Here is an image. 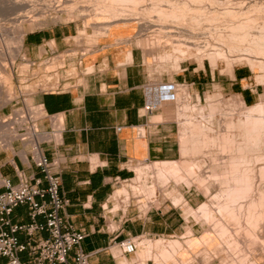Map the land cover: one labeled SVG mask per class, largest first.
Masks as SVG:
<instances>
[{
	"label": "crops",
	"instance_id": "1",
	"mask_svg": "<svg viewBox=\"0 0 264 264\" xmlns=\"http://www.w3.org/2000/svg\"><path fill=\"white\" fill-rule=\"evenodd\" d=\"M72 29V26L56 25L31 31L25 45L33 58L40 60L52 50L69 49L70 38L77 35V30ZM136 33L137 29L130 27L109 30L94 49L85 54L81 64L77 56L68 58L69 68L58 69L61 77L54 76L48 81L50 86L40 91L35 100L48 114L62 116L59 117L62 124L59 144L43 146L55 162L53 170L61 175V193L69 199L61 213L87 234L81 246L90 253V264H155L151 258L141 262L142 238L147 241L182 238L189 227L181 212L169 204L144 213L137 208H127L110 215L113 229L105 227L110 221L106 210L114 205H108L111 196L116 194V191L112 194L114 178L132 177L134 164L174 162L181 156L176 122L163 106L160 91L171 88L168 84L171 81L187 83L200 95L215 86L227 92L237 87V93L245 102L254 103L263 90L262 84L253 81V70L245 66L235 67L231 76L211 66L200 69L188 66L178 72L174 80L163 77L161 83H152L144 51L135 43ZM72 48L80 51L75 45ZM65 72L71 75L66 76ZM151 102H160L159 108L147 113L145 106ZM41 125L45 129L51 127L48 120ZM13 162L27 177L43 178L35 164L23 165L15 153L3 156L0 152V174L13 184L18 183ZM4 168H9V172L5 173ZM42 186H46L45 181ZM12 219L19 224L30 223L28 207H17ZM38 220L44 221L41 217ZM18 236L21 241L26 240L24 232H19ZM39 236L46 237L48 233L42 231ZM133 237L141 242L136 252L124 253L120 243ZM74 253L75 250L70 254V263ZM27 256V253L21 254L23 260ZM254 258L256 264H264V256ZM6 261L7 258L0 257V264Z\"/></svg>",
	"mask_w": 264,
	"mask_h": 264
},
{
	"label": "rangeland",
	"instance_id": "2",
	"mask_svg": "<svg viewBox=\"0 0 264 264\" xmlns=\"http://www.w3.org/2000/svg\"><path fill=\"white\" fill-rule=\"evenodd\" d=\"M38 1L40 3L36 2L37 7L39 8V10H42L44 12L43 14L59 16L61 17V19L56 21L55 23L51 19H49L48 21L37 25L33 31L50 29L56 25L72 26L73 31L77 30V35L72 36L70 38L69 48L75 45L79 47L80 51L82 52L83 51L90 52L92 49H94L95 44L100 39V34L96 33L97 34L96 35L94 32L95 29L91 25H86V23H84L86 22V18H82L80 16H76L75 18H70L71 15H69L70 14L69 12L68 13L65 11L61 12L60 11L61 9H58V8L59 7L64 8L65 4L63 0H59L60 3L58 2V0L57 1L49 0V2L52 1L54 4L55 3L57 4V5L55 4L56 6L54 7L55 10H52L53 8L51 9L47 7L48 4L46 5V3H44L45 1L47 2V0H38ZM78 1H79L78 4H80L82 8H84V6L89 4V3L86 4V0L85 1L78 0ZM179 1L187 2V0H183V1L179 0ZM9 2H10L9 0H0V25H6L7 27H11L13 25L12 22L10 21L13 15L12 14L13 10L9 11L10 9L9 10L4 9L2 6L4 7L7 6L6 4H8ZM83 3L86 5H84ZM144 3L147 5L154 4L155 0H151V1L144 0ZM257 3L259 4L260 8H257V10H253V9H256V8H253V6L254 4H257ZM61 4L63 5L60 6ZM208 6L210 8V5ZM211 6H213L214 9H212L213 7L210 9L207 8L206 12L208 14L211 11L216 12L217 14H219L218 19L216 18V20L214 19L211 21L212 18L211 19L208 18V17H211L209 16L211 14L208 15V14L203 13L202 14L203 18L200 21H202L204 17L207 16V18L205 17V19L203 20L205 24L202 22L204 25L202 24L200 28L201 22L198 21L199 24L195 22V25L199 26V28L197 27L196 29L195 25L194 27L191 26L190 28L194 30L195 33L199 35L202 34V36L200 35L198 39L196 38L197 42H200V45L203 44L201 45L202 50L200 51V49L195 48L191 43L190 47L184 48L185 53L181 51L180 52L175 51L178 49L173 47L175 46V44H172L170 42L171 40L169 42L166 40L167 37H162V45L159 43L160 46L159 45L157 46L156 45L157 42L155 41H153L155 43L154 44L152 42V39L149 38L151 36L152 38L157 40L159 36L161 35L165 36L166 31L167 32L173 31V30L177 31L178 29L176 27H178L180 24H176L175 22H172L170 20L166 21V20H163L162 18H158V16L156 15V12L150 13L149 15L147 13H142L141 11L140 12L134 11L135 13L134 12L132 13L131 11H127L129 13H126L125 11L124 12L125 14L123 13L122 15L123 18H126V19L131 18L132 20H130V23L135 25L132 27L129 25L128 26L126 25L125 27L137 29V33L135 35V43L136 45L140 46L144 51L145 63H146V67L148 68L152 83H161L160 81L163 79V77H169L171 80H174V76L178 72H181L183 68L188 67V66L190 68L195 67L197 69L203 68L204 66H207V67L211 66L217 72H221L225 74V76H231L233 69L235 67L245 66L253 70V81L256 83L262 84L263 90L261 91V94L259 95V99L254 103H249V102H245L244 98L240 94L237 93L239 91L237 87L234 90L231 89L229 92H227V91H223L220 86H215L214 89L210 91H206L205 94L200 95L196 91V89H193L187 83L177 82V81H174V82L171 81L170 83H168L172 85V87L164 88L163 93L161 90L160 99L164 101L163 106L168 111L169 117L176 122L177 130H178L177 136H178V140L180 142L181 148L183 146L181 133H183L182 129L185 126L184 122H185L186 117L184 116L182 118V117H179L178 115H179L180 110L183 108L184 103L188 104L189 102V105H190V109L186 112V116H189V117L192 116L195 119H198V120L200 119L202 120V122L206 123L207 122L206 119H209V118L206 117L205 120H203L200 116L201 113L199 112V109L200 107H204L205 113L209 114L210 113L209 105H210V102L214 99V102L219 104L220 105L219 108L221 109V110H218V113H216L214 117L215 119L214 122L217 124V127L220 129L221 124L219 123L223 119L222 116L220 115L222 111L229 110V109L231 111L234 109L233 111L236 110L237 112H239V110L243 111L245 109V107L243 106L244 103H245L244 104L245 106L247 105L253 106L256 103L262 101V99L264 100V96H263L264 94V54L262 53L260 54L261 51L259 50L261 49L258 50V48H261V46L260 45H259L260 47L258 46L259 41H255L256 40L255 37L259 35L261 36V34H263V31L260 30V28L261 26L263 27L262 23H264L263 22L264 21V0H217L216 2H214V5H211ZM225 10H227L228 12L230 10L231 11L233 10V13L235 12L234 16L231 11H230L231 12V15H230V12L227 14L224 12ZM221 12H224L223 17L222 15H220L222 14ZM245 12L247 13L245 14ZM236 13L237 14L241 13V16L240 14L237 15ZM250 16L251 18L253 17L255 20L253 24L254 27L250 25L251 26V28L249 29L250 31L247 30L246 28V31L250 39L245 41V43L242 40L241 44H239V46L238 45L236 46L235 44L240 43V42L236 41V39L233 38L237 42L235 43V41H233L234 42L233 43L232 42L233 39L229 40V38H226L227 37L226 36L223 39H226V42L228 41V45H227L225 40L224 42H222L223 39H220V38L217 39V37H220V33L223 34L224 32L226 33L227 31L226 34H229L230 31L228 29L230 28L232 24L236 23V21L238 23L241 20L239 22L241 23L242 21L244 20L246 21V19L250 18ZM91 19L89 18V21ZM206 19H209L210 23L208 21H205ZM109 20H111V17L98 18V21H109ZM124 21L125 23L127 22V20H124ZM124 21L122 20L123 23ZM149 21L153 23L149 24L148 23ZM141 22H142V25L146 26V28L140 25ZM162 25L164 26V29L163 31H159L162 28ZM250 26H248V28ZM207 27H208V30H207ZM105 29H104L105 31L110 30V27L106 26ZM82 30L86 31L84 35H81ZM104 30L101 31V34H104L105 32ZM260 31H262V33ZM30 32L31 31H28L25 34V38L27 34ZM107 32L103 36H105ZM243 33L244 31L241 32V35ZM11 34L13 35V33H10V35ZM253 34L256 35L254 39H253V36H254ZM187 35H186L187 38L186 37L184 38V36H182L181 38L182 39L184 38L187 40L189 38L188 43H190L191 41L190 39H192L191 35L190 36L188 35L189 37ZM2 37L4 38V40ZM6 37L7 35H3V34L0 35V43L1 44L4 43V46L6 45L8 47L2 52V54L0 53V56H1L0 57V152H2L3 156L7 154L12 155V153L14 154L15 152H17V154L22 153L21 151L22 145L17 140L18 139L17 133H14L12 131L11 116L15 113L17 109L22 108L23 104L27 106H33L31 104L29 105L28 102H32V104L37 106V102L35 101L37 98V95L39 94L40 91H43L50 86L48 81L51 82V79L54 76L57 78L61 77L62 75L61 71H57V70L60 69L62 65H64L65 63L64 58L66 57V53L68 52V51H63L61 52L59 56H54L51 60H47L48 59L47 57L42 58L40 60H35L25 45V38H24V45L22 47V51L20 52V54H17L16 53L17 44L15 40L14 39L12 40L11 39L12 37L11 38L9 37L6 38ZM178 37L179 38L177 39H181L180 36ZM171 38L173 39L175 38V36H171ZM196 39L194 38L193 40L196 42ZM262 40L260 41L262 42ZM166 41L171 44L167 45L168 43ZM229 41L232 42L233 45L232 44L231 45L233 47L230 46L231 42L229 43ZM144 42L146 45H148L149 43V46L144 47L145 46ZM164 42H166L167 44ZM255 42L258 44L255 45ZM261 42L260 44L262 45L264 40L262 43ZM142 43H143V46H142ZM207 44L208 45L210 44V46H208ZM216 47L219 49H217ZM234 47L236 50L234 49ZM72 50L76 51V49H73V48ZM165 52L166 54H170L172 57L166 60H163V58L165 57ZM167 52H170V53H167ZM42 53H44V49L41 52V54ZM74 56L75 54L70 55V58H73ZM43 59L45 61L44 63L42 62L37 65H32L34 61L40 62V61H43ZM47 61H50V62H47ZM68 68L69 67H66L63 69H68ZM49 70H56L54 72L55 74L49 73ZM70 73L71 72H67V73L65 72V75L66 76L71 75ZM223 76L224 75H221L220 77L223 78ZM219 111L221 112L219 113ZM42 123H44V120L40 121V125ZM41 127L45 129L42 125ZM222 128L224 129V127ZM45 130H49V129H45ZM188 131L190 130L188 129ZM235 134L237 135V138L241 142L246 141L245 128H242L240 130L237 129ZM188 137L190 138L191 136H188ZM190 139L192 140V142H190L191 140L188 142L189 143L188 146L189 148H191L190 153L187 156H184L182 154V149H181V156L177 160L181 161L182 159H184V160L193 161L194 163H196V171H195L196 173L191 174L188 169L184 168L185 172L182 173L181 175L182 177L179 176L180 174L178 175L180 180H177L176 175H172V174L167 176L166 179H162V178L157 177V175L153 171H147L146 169L147 165H151L155 161H146V162L134 164L131 166V168L134 169V174L128 180L124 181L123 180L124 178H121L119 182H116V179L114 178L113 183H112L114 185L112 194L117 189H123V193H120L117 196L116 194L115 196H111L108 205L113 203L114 205L111 208H113L115 212L109 213V210L111 209L109 208L106 210L107 214L108 216H110V215L115 214L116 212H122L126 210L127 208H137L141 212L144 213L150 210L151 208L160 207L162 204H165V205L169 204L172 207H176L177 210L181 212L183 218L187 221L189 225V227L187 228V231L184 234H182L183 235L182 238L181 237L160 238V239H164L162 241V244L160 245H157V241L159 239L155 241H147L145 238H142L143 246H141L139 250V256L141 258V262L144 261L143 259L147 260L151 258L153 259L155 264H252L253 262H255V258H254L255 255L264 256V245L263 247L262 245H260L261 240H262V243H264V229H263L264 225L263 224L258 227L257 233L255 232L256 234L254 233L253 235L252 233H248V237L249 235L255 236L254 237L255 240L256 238H258L259 241L257 240L254 241V238H252V236H250L251 238L249 237L250 238L249 239L247 237L246 232H245L246 235H244V233H241V236L239 234L240 242H239L238 249H236V251L235 250L230 251L229 242L227 241V239L226 240L222 238L220 239V237L216 234L217 232L212 230L211 225L209 228L210 223L208 224V222H206L203 218L195 217L193 215H188L189 211L191 210L195 211L199 206H201V204L205 202L206 203L211 202L213 194L217 196L219 195L218 201H221L223 198V196H221L222 195L221 192L224 189V186L222 187L221 185H220L221 187L219 185L217 186L216 184L214 186V184L212 183L213 180L210 179L211 172L213 171L212 165H214V163H217V162L219 163L222 160V156H223L221 155V152L219 151V146H217L218 143L214 145L212 143L210 144L209 141L207 142L205 141L206 145L204 144L202 145L203 142H201V146H199L200 144H196L198 147H196L195 145L193 147L192 145L194 144L195 139L194 138L193 139L190 138ZM9 142L12 143L13 148L15 147L13 151L9 149L10 148ZM260 146L261 148L259 151L261 153L258 151V154L259 153L262 154L264 150V145L260 144ZM195 147L197 148V150H199V152L196 150ZM199 147H203V148L199 149ZM194 151L195 153H193ZM219 169L220 168H218V171H220ZM4 172L5 173L9 172V168H4ZM185 174H187V176ZM257 174H258V171H257ZM256 179H259L257 181H260L262 178H260V176L258 177L256 176ZM185 182L187 184H185ZM257 186L264 187V181L261 184L258 183ZM176 199H182V200L180 201L179 204H176ZM112 218L113 217L110 216L109 222L111 224H114V222L112 221ZM220 218L221 216L218 215V219ZM226 220L227 219H225V221ZM226 222H229V221H226ZM231 225L233 227L235 226L233 223ZM188 231H192V234H188ZM205 233H212L213 240L208 245H203L202 243L203 246L199 247L198 249L196 247L191 249V244L195 243V241L202 242L200 241V239ZM257 235H260V236H257ZM175 240H180L182 246L176 250L177 251L176 256L172 257V260L170 262L166 261L165 258H163L162 256V253L164 252L163 249L165 248H166L165 250L169 249L171 245H168L167 243L169 242L171 243ZM253 242H254V245H253ZM183 250L189 251V252L187 251V253L189 254V260L183 259V254H182Z\"/></svg>",
	"mask_w": 264,
	"mask_h": 264
},
{
	"label": "bare ground",
	"instance_id": "3",
	"mask_svg": "<svg viewBox=\"0 0 264 264\" xmlns=\"http://www.w3.org/2000/svg\"><path fill=\"white\" fill-rule=\"evenodd\" d=\"M9 1L10 2L8 4H6L7 6H5V7L2 6V7L4 9H7V10L10 9L9 11L13 10V12H12L13 15H12V18L10 19V21L12 22L13 25L11 27H7L6 25H0V35H2V34L7 35L6 38L12 37L11 39L15 40V42L17 44V47H16V53L17 54H20V52L22 51V47L24 45L25 34L28 31H33L37 25L42 24V23L48 21L49 19H51L54 23L61 19V17H59V16H54V15H50V14L49 15L43 14L44 12L42 10H39V8L37 7L36 2H39L38 0L37 1L36 0H9ZM55 1H57V0H55ZM63 1L65 4L64 8L63 7L58 8V6H57V8L61 9L60 10L61 12L62 11H65L67 13L69 12L70 13L69 15H71L70 18H75L76 16L86 18V22H84V23H86V25H91L95 29V31H94L95 34L96 33L100 34V38L107 31H109V30L105 31L106 26H109L110 30H112L113 28H117V27H125L126 25L127 26L129 25L131 27L135 26L134 24L130 23V20H132L131 18H127V19L123 18L122 15L125 11H126V13H129L127 11H131L132 13L134 11H138V12L141 11L142 13H147L149 15H150V13L156 12V15L158 16V18H162L163 20H166V21L170 20V21L175 22L176 24H180V25L178 27H176L178 29L177 31H174L173 29H172L173 31H168V32L166 31V35L165 36L164 35L159 36V38L157 40H155L151 36L150 37L147 36V37L151 38L152 42L153 41L157 42V44H156L157 46L158 45L160 46V44L162 45V37H167L166 40L168 42L171 40L170 42L172 44H175V46H173V47L178 49L175 51H179V52L181 51V52L185 53L184 48L190 47L191 43L195 48L200 49V51L202 50L201 45H203V44L200 45V42H197L198 37L200 35L202 36V34L199 35V34L195 33L194 30H192L190 28H191V26L194 27L195 22H197V24H199L198 21H200L203 18L202 14L203 13L208 14L206 12L207 11L206 9L212 8L213 6H211V5H214V2H216L217 0H187V2H184L183 0H182L183 2H181L179 0H155L154 4H149V5L145 4L144 0H89V1L86 0V4H88V3L89 4L86 5L83 3L84 5H86V6H84V8H82L81 5L78 4V2H79L78 0H75V1L63 0ZM47 2H49V0H47ZM47 2L46 1L44 2V3H46V5L48 4L47 7L51 8V9L53 8L52 10H55L54 7H56L55 6L56 3L54 4L52 1L49 3H47ZM58 2H59V0H58ZM62 5L63 4H61L60 6H62ZM208 5H210V8ZM44 6H45V4H44ZM62 8H63V10H62ZM253 8H256L253 10H257V8H260V6L257 3V4H254ZM212 9H214V7ZM226 11L227 10H225L224 12L228 14L231 10L229 12L228 11L226 12ZM224 12H221L222 14H220V15H222V17H223ZM231 12L234 16L235 12L233 13V10ZM231 12H230V15H231ZM236 12H238V11H236ZM246 13L247 12H245V14ZM209 14H211V15H209ZM209 14L208 15L211 17H208V18H210V19L212 18L211 21L214 19L216 20V18L218 19L219 14H217L216 12L211 11ZM227 14H226V16H227ZM238 14H240V16H241V13H238ZM91 17H92V19H91ZM100 17H111V20H109V21H98V18H100ZM197 17L199 18V20ZM205 17L207 18V16H205ZM205 17H204V19H205ZM89 18L91 19L90 21H89ZM122 20L123 21L127 20V22L128 21L129 22L125 23V21H124V23H123ZM203 20L200 21L201 22L200 28H201L202 24L204 23ZM205 21L209 22V19H206ZM254 21H255L254 18L253 17L251 18V16H250V18L246 19V21L244 20L241 23H239V22L237 23V21H236V23L231 25L232 27L231 26H230V28L228 27L229 28L228 30L230 31V32L228 31L229 34H226L227 31H226V33L224 32L225 34L220 33V37H217V39L218 38L223 39L226 36H227L226 38H229V40L230 39L232 40L233 38H235L236 41H239L240 43H237L234 39L232 40V42L235 41V43H237L235 45L239 46V44H241L242 40L245 43V41L250 39L248 36V33L246 31V28H247V30H249L251 28L250 25L253 26ZM148 23L152 24L153 22L149 21ZM192 23H194V24H192ZM262 24H263V27L261 26L260 30L263 31V34H261V36L259 35L260 37L259 36L255 37L256 35L253 34L254 35L253 39L255 37L256 38L255 41H259V44L255 42V45L258 44V46L259 45L261 46V48H258V46H257L258 50L261 49V50H259V51H261L260 54L261 53L264 54V45H263V43H264L263 42V40H264V23H262ZM140 25L142 27L146 28V26L142 25V22L140 23ZM248 26H250V27L248 28ZM172 27H174V26H172ZM195 27H196V29H197V27L199 28V26H197V25H195ZM163 29H164V26L162 25V28L159 31H163ZM230 29H232V30H230ZM102 30L105 31L104 34H101ZM207 30H208V27H207ZM242 31H244V33L241 35ZM262 31H260V32L262 33ZM10 33H13V35L11 34L12 35L11 36ZM85 33H86V31L82 30L81 35H84ZM162 33H164V32H162ZM167 34H169V35H167ZM187 34L189 36L191 35L192 39H190L191 40L190 43H188L189 38H188V40L184 39ZM249 35H251V34H249ZM171 36H175V38L172 39ZM178 36H180V38L182 36H184V38H183L184 40L182 38L177 39V38H179ZM6 38H5V40H6ZM194 38L195 39L197 38L196 42L193 40ZM3 40H4V38H3ZM224 40L226 42V39H223L222 42H224ZM260 40H262L263 43ZM141 42H143V41H141ZM166 42H164V43H166ZM230 42L231 41H229V43ZM232 42L230 43V46L233 45ZM260 42L262 43V45L260 44ZM153 43H152V45H153ZM171 43H168L167 45H169ZM207 43H208V41H207ZM253 43H254V41H253ZM2 44L0 43V53L1 54L5 49L8 48L6 45L4 46V43H2ZM144 44H145V42H144ZM226 44L228 45V41L226 42ZM142 46H143V43H142ZM147 46H149V43H148V45L145 44L144 47H147ZM150 46H151V44H150ZM208 46H210V44ZM232 47H231V49H232ZM217 49H219V48H217ZM234 49H235V47H234ZM167 53H170V52H167ZM173 55H175V54H173ZM171 57L172 56L170 54H166V52H165V57L164 58L162 57V58H163V60H166V59L171 58ZM229 67H231V66H229ZM263 96H264V94H263ZM198 98H200V97H198ZM28 103H29V105L30 104L34 105V104H32V102H28ZM244 104H243V106L245 107V109L243 111L241 110L242 112L240 110H239V112H237L236 110L233 111L234 109L232 111L230 109H229L230 111L229 110H224L222 112L219 111V113L221 112L220 115L223 118L221 121L219 120L220 121L219 124H221L220 125L221 127L219 126L220 129L217 127V124L214 122V120H215L214 117H215V114L218 113V110H221V109L219 108L220 105L214 102V99L210 102V105H209L210 113L209 114L205 113L204 107H200V109H199V112L201 113L200 116L203 120H205L206 117L209 118V119H206L207 120L206 123L202 122V120H200V119L199 120L195 119L192 116L191 117L186 116V112L190 109L189 102H188V104L187 103L183 104V108L181 107L182 109L180 110V112L178 110V112H179L178 116L179 117H182V118L184 116L186 117L185 122H184L185 126L182 129L183 133H181L182 134V137H181L182 138V145H183L181 148L182 154L184 156H187L190 153L191 148H189L188 142L191 140L190 138H192V139L194 138L195 139L194 141L197 143L194 142V144L192 145L193 147H194V145L196 147H198L196 144H200L199 146H201V142H203L202 145L203 144L206 145L205 143L207 141H209L210 144L212 143L214 145H216L218 143L217 146H219V151L221 152V155L224 156V158L222 156L223 161L221 160L222 161V162L220 161L221 163L217 162V163H214V165H212L213 171L211 172V178H210L213 180L212 183L214 184V186H215V184L217 186L218 185L219 186L221 185L222 187L224 186V189L221 192V194H222L221 196H223L222 200L218 201L219 195L217 196V195L213 194L211 202H209V203L205 202V203L201 204V206H199L195 211L190 209L191 211H189L188 215H193L195 217L203 218L206 222H208V224L210 223L209 228L211 225L212 230L217 232L216 234L220 237V239L221 238L224 240L227 239V241L229 242L230 251L231 250L236 251V249H238L241 233H244V235H246L245 234V232H246L247 237H248V233H252L254 235L255 232L257 233L258 227L262 224L264 225V187H260V186L258 187L257 186L258 183L261 184L264 181V179H263L264 178V150H263L262 154H260L261 152L259 151L261 148L260 144L264 145V100L262 99V101L256 103L253 106H248V105L245 106ZM32 108H34L33 112H34L35 116L38 117V115L43 114L44 110H43L42 105H39L36 107L34 106ZM194 110H195V108H194ZM60 116L61 115H59V117ZM59 121L60 120L58 118L57 122H55V127L57 126V128H56L57 132L55 134V138L57 139V141L61 140L60 128L62 127V124H60ZM222 127H224V129ZM242 128H245L246 141H244V142L243 141L241 142L237 138V135L235 134L237 129L240 130ZM188 129L190 131H188ZM12 131L14 133H17V136H18V128L17 129L12 128ZM188 136H191V137L189 138ZM40 140H41V138L37 142H39ZM37 142L35 139H32V141H30L29 143H33V145L35 146V145H37ZM190 142H192V140ZM9 147L8 148L10 150H12V151L14 150L12 143H10V142H9ZM203 147H199V149H201ZM196 150H197V148H196ZM197 151L199 152V150H197ZM258 151L260 152L259 154H258ZM193 153H195V151ZM255 153H257V154H255ZM22 155L23 156L26 155L25 150H22ZM183 160L184 159H182L181 161H174V162H157L153 165H148L147 170L153 171L157 175V177L162 178V179H166L167 176L172 174V175H176L177 180H180L178 175L180 174L179 176L182 177L181 176L182 173L185 172L184 168L188 169L191 174L196 173L195 172L196 171V163H194L193 161H188V160L183 161ZM218 168H220L219 169L220 171H218ZM257 171H258V174H257ZM143 172H144V170H143ZM185 175L187 176V174H185ZM256 176L257 177L260 176V178H262V179L260 181H257L259 179H256ZM0 178H1V174H0ZM182 180H184V179H182ZM177 183H178V181H177ZM185 184H187V183L185 182ZM120 193H123V189H117L116 190V196L119 195ZM181 200L182 199H176V204H179ZM218 215L221 216L220 219H218ZM225 219H227L226 221H229L230 223L226 222ZM232 223L235 225L234 227L231 225ZM209 228H208V230H209ZM188 234H192V231H188ZM239 234H240V236H239ZM250 236H252V235H249V237ZM257 236H260V235H257ZM254 237L255 236H252V238H254ZM163 240L164 239H159L157 241V245L162 244ZM212 240H213L212 233H205L202 236V238L200 239V241H202V242L195 241V243L191 244V249H193L194 247H196L198 249L199 247H201L203 245H208ZM256 240L259 241L258 238H256ZM256 240L254 238V241H256ZM169 243H167V244L171 245L172 247L167 246V247H169V249H167V250H165L166 248L163 249L164 252L162 253V256H163V258H165L166 261L170 262L172 260V257L176 256V253H177L176 250L179 247H181L182 245H181L180 240H175V241L171 242L170 244ZM202 243H203V245H202ZM253 245H254V242H253ZM260 245H262V247L264 245V243H262V240H261ZM247 249H248V247H247ZM187 251L183 250V252H182L184 260H189V254L187 253ZM252 264H256V262H253Z\"/></svg>",
	"mask_w": 264,
	"mask_h": 264
},
{
	"label": "built area",
	"instance_id": "4",
	"mask_svg": "<svg viewBox=\"0 0 264 264\" xmlns=\"http://www.w3.org/2000/svg\"><path fill=\"white\" fill-rule=\"evenodd\" d=\"M65 63L60 69L68 67L70 55L77 56L79 64L87 52L74 51L72 47L65 50ZM71 51V52H70ZM73 51V52H72ZM63 51L52 50L47 54V60L54 56H59ZM49 55V56H48ZM44 57V58H45ZM43 61H34L32 65H37ZM50 62V61H47ZM56 70H49L52 73ZM41 104L37 103V106ZM160 102L146 104L147 113H153L159 108ZM36 105L17 109L11 116L12 128H18L17 140L25 150L26 155L17 154L23 165L35 164L43 173V178L31 179L27 177L25 171L13 162L14 170L18 178V183L13 184L10 179L1 175L0 178V257L7 258L5 264H90V253L85 252L81 246L87 236L84 229H77L69 220L62 215L61 211L69 204V199L61 193V175L53 170L54 160L45 153L44 144L57 146L55 134L57 132L55 122L60 114H48L43 108V114L35 116L34 108ZM43 107V106H42ZM62 117V116H61ZM48 120L51 123L49 130L41 127L40 121ZM62 127L60 128L61 135ZM41 140L37 142L39 139ZM35 139L37 145L29 143ZM29 147V149H28ZM15 149V147H14ZM119 182L120 177L115 178ZM129 178H124L126 181ZM46 186H42L43 182ZM25 205L28 207V216L31 222L19 224L13 222L12 215L14 210ZM104 208V207H103ZM107 207L105 206L104 209ZM115 212L113 208L109 213ZM44 221H39L38 218ZM106 219V218H105ZM106 229L114 228V224L105 223ZM46 231L48 236L40 237L39 233ZM19 232L26 234V240L21 241ZM121 248L124 253L136 252L140 239L137 237L123 240ZM75 250L70 263L69 257ZM22 253H27V259L21 258Z\"/></svg>",
	"mask_w": 264,
	"mask_h": 264
}]
</instances>
